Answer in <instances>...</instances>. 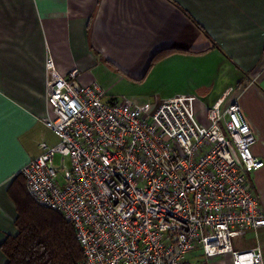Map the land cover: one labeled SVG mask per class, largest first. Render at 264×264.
Segmentation results:
<instances>
[{
	"label": "built area",
	"instance_id": "obj_1",
	"mask_svg": "<svg viewBox=\"0 0 264 264\" xmlns=\"http://www.w3.org/2000/svg\"><path fill=\"white\" fill-rule=\"evenodd\" d=\"M44 67L53 73V59ZM77 77L74 69L48 91L42 121L58 142L41 143L20 175L37 205L71 225L79 264H183L195 248L206 259L263 264L258 245L231 244L264 228L249 181L264 162L252 155L255 136L238 100L217 101L202 124L193 95L148 113L105 100L98 84Z\"/></svg>",
	"mask_w": 264,
	"mask_h": 264
},
{
	"label": "crops",
	"instance_id": "obj_2",
	"mask_svg": "<svg viewBox=\"0 0 264 264\" xmlns=\"http://www.w3.org/2000/svg\"><path fill=\"white\" fill-rule=\"evenodd\" d=\"M74 69L81 86L96 83L105 100L148 113L194 95L202 124L208 107L237 99L255 136L252 155L264 162V0H0V264L1 245L17 234L20 172L41 143L58 142L42 121L47 93ZM249 181L264 211V166ZM241 237L233 248L258 245L264 260V228ZM183 264L232 260L195 248Z\"/></svg>",
	"mask_w": 264,
	"mask_h": 264
},
{
	"label": "trees",
	"instance_id": "obj_3",
	"mask_svg": "<svg viewBox=\"0 0 264 264\" xmlns=\"http://www.w3.org/2000/svg\"><path fill=\"white\" fill-rule=\"evenodd\" d=\"M160 56L156 54L150 65ZM16 184L17 234L1 245L6 264H79L83 256L71 225L61 213L37 205L24 189L23 179Z\"/></svg>",
	"mask_w": 264,
	"mask_h": 264
},
{
	"label": "rangeland",
	"instance_id": "obj_4",
	"mask_svg": "<svg viewBox=\"0 0 264 264\" xmlns=\"http://www.w3.org/2000/svg\"><path fill=\"white\" fill-rule=\"evenodd\" d=\"M178 96V95H177ZM194 96V95H193ZM53 164L54 166H58L60 164V156L56 155L53 159ZM245 242V237H238V238H233L231 239V244L232 246L235 248L237 245L239 246V244L241 242Z\"/></svg>",
	"mask_w": 264,
	"mask_h": 264
}]
</instances>
